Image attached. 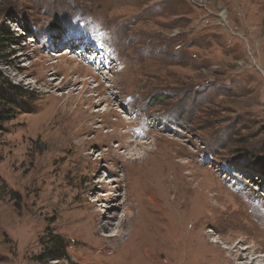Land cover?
<instances>
[{
    "label": "rangeland",
    "instance_id": "rangeland-1",
    "mask_svg": "<svg viewBox=\"0 0 264 264\" xmlns=\"http://www.w3.org/2000/svg\"><path fill=\"white\" fill-rule=\"evenodd\" d=\"M0 37V264H264V0H0Z\"/></svg>",
    "mask_w": 264,
    "mask_h": 264
},
{
    "label": "trees",
    "instance_id": "trees-1",
    "mask_svg": "<svg viewBox=\"0 0 264 264\" xmlns=\"http://www.w3.org/2000/svg\"><path fill=\"white\" fill-rule=\"evenodd\" d=\"M5 33L12 34L9 30ZM2 41L0 37V42ZM1 45V44H0ZM25 90H19V87L8 82V80L0 74V131L4 128V124L12 119L17 113V108H24L25 104L20 102L17 95L23 96ZM49 243L53 244L51 249H47L50 253L47 255L49 259L59 260L66 258L68 245L59 235L52 236Z\"/></svg>",
    "mask_w": 264,
    "mask_h": 264
},
{
    "label": "bare ground",
    "instance_id": "bare-ground-1",
    "mask_svg": "<svg viewBox=\"0 0 264 264\" xmlns=\"http://www.w3.org/2000/svg\"><path fill=\"white\" fill-rule=\"evenodd\" d=\"M72 52V51H71ZM83 117H85V116H81L80 117V121L81 120H83ZM76 118V117H75ZM74 118V119H75ZM77 125V124H76ZM89 127H87L85 124H80L79 126H78V128L75 130V135H79V134H83V133H85V132H87V131H89ZM129 145V144H128ZM138 145H142L141 143H139ZM168 153H170V156H172V153L171 152H168ZM174 155V154H173ZM144 158V157H143ZM137 159V158H136ZM142 160V159H141ZM144 161V160H143ZM146 162V161H145ZM144 163V162H143ZM112 225V222H106L105 224H103L102 225V227L103 228H108L109 226H111ZM240 243V242H239ZM239 243H237L236 244V246H234V248H237V247H239ZM236 250V249H235ZM261 258H262V261H264V255H262L261 256ZM261 261V260H260ZM251 264H256V262H255V260L253 259V261L251 262ZM259 264V263H258Z\"/></svg>",
    "mask_w": 264,
    "mask_h": 264
}]
</instances>
